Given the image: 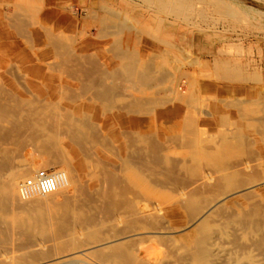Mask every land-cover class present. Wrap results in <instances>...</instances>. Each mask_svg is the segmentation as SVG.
Returning <instances> with one entry per match:
<instances>
[{
    "label": "rangeland",
    "instance_id": "1",
    "mask_svg": "<svg viewBox=\"0 0 264 264\" xmlns=\"http://www.w3.org/2000/svg\"><path fill=\"white\" fill-rule=\"evenodd\" d=\"M20 1L21 0H0V9L4 10L5 12L6 11H12V9L14 10V5L19 3ZM194 1L196 2L197 6H198V7H196V9L199 10V12L194 13V14H187V16L182 15V14H178V13H174V12H168V14L167 13L165 14L164 22L156 21L158 19L157 16L158 15L161 16L162 13L160 12V14H159L158 9L155 6H152L149 3H147L145 0H143V1L142 0H117V1L116 0H63L62 2H60V11L62 13L70 11L71 6L74 9V13L72 15L75 18H74V23L72 24V31H71V29L69 30V28H68V27H71V25H69V26L65 25L62 27H57L54 23H52L50 21H45V20H43V23H44V26L46 28L49 27L50 30H55V32H57L59 35H63L62 36V38L64 40L63 42L65 43L66 46H68V48L71 51H73L72 53L76 54L77 50L80 51V49H83L84 53L87 51L86 52L87 54H91L92 56L95 55V56H93V58L94 59L96 58L95 60L98 63H100L99 66H101V68H99V69L95 68V71H94V68L89 64L85 65V66H88L89 68L84 66L85 69H84V67H82V70H81L80 67L77 66L79 64H77L78 62L76 59L72 58V60H70V61H74V64L76 63V66H77L76 69L79 68L80 69L79 71L82 72L84 70L83 72H86V73L82 72L83 74L81 72H78L79 75L84 76L83 78H81V80L83 79L84 82L77 79V78H80L81 76L80 77L78 76L77 78H76V76H74V75H78L77 74L78 70L74 69L75 66L73 65V63L68 61L69 63L67 62L66 64L71 65V63H72L73 66L67 65L69 67H66L65 63L64 64L61 63V62H63L62 58L60 57L61 55L57 54L55 52L54 53L53 52L48 53L46 51L44 56H43V62H42L43 65L46 66V67H44L45 69H43V72L41 74L34 72L33 68L30 66V63L27 62L26 55H28V54L30 55V54L36 52L35 49H37V51L44 52L45 51L44 49L46 47H45V45H38V44L36 45L30 39L27 40L26 38H28V37L26 35H24V37H23L22 36L23 34L20 33L17 29H15V27L13 28V26L12 27L8 26L9 28L7 27V29L5 31L6 32V34H5L6 39L4 40L3 43L2 42L0 43V44H4V46H3L4 49L0 52L1 56H2L1 58L3 60L2 63L0 64V73L2 74V76H4L3 78L5 80V83L4 82L3 83L5 86H7L6 89L13 90L14 88L18 87L17 88L18 91L26 92L28 94L32 90V92L30 93V94H32L31 96H33V95L36 96V95H39L40 91H42V90L45 91L44 88L45 87L47 88L52 82L55 83V85L57 83L56 86H59L58 88L60 90V92H59L60 94L58 93L54 97V99H55L59 95L54 100L56 102V104H55L56 107L57 106L62 107V108H68V107L73 108L74 107L77 110L82 109L84 111L87 109L88 111L87 110L86 111L88 112V114L90 113L89 116H92L93 118H95L96 121H103L104 119H106L105 121L107 122V127H109V128H107L108 130H110V129L116 130V128H115L116 127V120H113L112 117L118 111L125 110L128 108L127 106H129L132 102L131 100H133V93L134 94L137 93L136 92L137 90H134V89H136L137 86L144 88L145 85L142 86L141 84H138V83L135 85L132 82L128 81V79L125 78V76L121 77L122 76L121 74L116 75V73H115L116 71L112 72L113 75H111V72L107 71L108 68L107 69L104 68L106 66V65H104V62L109 63V65L111 67V66H113V61L119 60L121 58L122 54L125 53V52L120 51L119 48H116V47H118L119 43H123V41H125V38H123V36L126 37V42H124L123 45H125L128 41L127 44L129 46H127V44H126V47L128 48V50L131 49L130 50L131 52H134V53L139 52L138 55L144 59H147L148 56H150L149 58L151 59L155 55H158L160 57L159 58L158 56H155L152 58V60L156 59L154 61L155 62L157 61V63L159 62L158 64H160L162 66L164 75L160 76L161 78L157 82H154V84L151 83L150 86H145L144 89H146V92L143 95V97H145V98L142 97V99H143L142 103H146V101L151 99L150 101H151L153 106L151 105V103H149V105H147V106L145 104V106L147 108H144L145 106L143 105L144 107L142 106L143 109L139 111V115L141 117H147L148 119H150L149 121L152 120V123L154 126H156V127L158 126L157 127L158 132L161 134L160 135L161 137L158 139L159 140L158 144L161 142L159 144V146L162 147V150L160 149L161 151H158V153L160 152L159 154H157V152H155V153L160 157V160L162 157L170 159L171 166H172V164L175 165V167L174 166L170 167L172 169V170L170 169L171 172H169L170 170L166 171V169L164 168V165L165 166L167 165L166 167H169L170 163L168 166L167 162L163 163V160L159 161L158 160L159 157H157V155L155 156L153 154L154 152L149 148V146L144 145L139 140L138 135L135 133L131 134V132H130V133H125L124 135L119 136V139H121V141H120L121 144L118 141V137H116V139H115V137L113 135H110L108 137L107 136L104 137V135H101L100 137H98L99 134H101V132L103 133V131L100 129H98V131H100V132H97L98 135H96V138L98 137V139L104 140L106 142L105 144L107 145V157H108L107 160H108V163L110 162L109 166L111 167L113 172L116 174V176L119 177V180L122 182L121 186L127 187V188H128V186H130L134 190L132 192L131 191L132 189L130 187L128 188V190H130L131 193H129L130 191L129 192L127 191V193H126V196L128 194L127 198H129L131 196H132L131 198L136 197L135 200H139V202L137 201L136 203H134V201H130V200H133L131 198H129L128 200L131 203L133 202L138 207V209L141 210V207H142V210L140 211V213L141 214L143 213V215L152 211V207L154 209V207L156 205H158L157 208L161 209L160 212L162 215H159L157 218L160 219L163 217L162 220H164V221H162L160 219V223L161 224L167 223L169 228L171 227L170 230H173V228H176L175 229L176 232L166 233L164 237L163 236L162 237L161 236L156 237V235H157L156 233H151V232L147 233L148 238H150V236H153L152 237L153 239L150 238L151 240L149 239V241H147L145 244H143V242L141 241L140 238H139L140 240H138V241H137L138 238L136 239L135 237H133L134 241H132L133 239L129 238V237L120 238L118 240V242H122V244L124 245L127 258H129V259L133 258L132 260H129V262H130L129 264H131V262H132V264H134V263L135 264H139V263L145 264L146 262H147L146 264H148V263L158 264L160 262V259H164V258L166 260L161 261L162 263H165V264L174 263L175 264V262H174L175 260L169 261L166 258V255H167L166 253L171 249V247L173 245L179 247L178 251L181 252L183 249L181 250L180 248L182 247L183 243L179 240L181 237L180 235H184L186 233H189L193 229V227H189L187 229L180 227V225L182 223H184L190 217V211L189 210H186V212H185L184 209H186V208H184V209L182 208V209H179L178 211H176V215L172 216V214H171V212L174 208L175 202L179 197V194L176 191H178L177 189H178V186H180V185L177 184V183H179L177 181H179V180H180V182H184L185 180L190 181L189 179H191V176H192L191 173L189 174V170L187 172V170L184 169L185 166L190 164L189 166L191 167V166L198 164L197 160H195L193 158L192 149L187 148L188 144L190 145V143L188 142L189 139L187 140L185 138V137L188 138V136H189L188 135L189 131L187 129H188V126L190 125L191 118H193V119L200 118L201 120L203 119V121H205V124H204L205 125L204 126L205 131H204V134H202V136H200V137H203V138H200V139H202V141L204 143L202 145H208V143H209L208 146H210V144H211V146L214 145V147L219 144L218 142L221 143V141H223V139L225 137L228 138V137H231L234 134L238 133L239 129L236 126V120L239 119V117L241 116V113H242V116L240 118H243V121L245 122L246 125L256 124L257 131L259 129L258 132L261 131L262 134H260L261 133L260 132L258 135L256 134V136H255V135L250 134L248 132H246V134H245V132H244V136L245 135H247V136H245L246 138H243L244 137L243 136L242 139H240L241 141L239 139H234L232 137L230 138L231 140L233 139L236 142L235 149H237V152L234 154V155L237 154L236 156L233 155V156L226 157V158L224 157V158L220 159L218 161V163H216L217 165L212 163V162H208V161H202L201 162V164L204 166L203 167L204 171L210 172V174L212 173L213 175L212 174L211 175L214 176V179H219L221 177V174H223L224 171L226 172V170H224V169H227L228 171L232 172V171H235L236 168L242 167L243 165H240V164H242L243 162L244 163L248 162L249 165L251 166L250 168L249 167L248 168H241L239 170V175L232 178L234 181L232 179H229V180H231L230 182H228V181H226V183L223 182L226 184V185L224 184V186H221L219 184V183H221V182H219L221 180H219V181L217 180L218 185L216 183V180H213V181H215V184L213 182H212V184H214V186H216V187H214L212 184H211L212 186H208L209 189L207 188L204 190V194H205L204 198L211 200L214 196L217 197L216 195H220V194L228 191L231 187L237 186L235 184H239L238 186H240V183L242 182L241 183L242 184L241 189L245 188L244 185H246V184L249 185V186L246 185V187H253V188H251L250 191L244 193L243 195H239V193H234V191L233 192H231V191L227 192V195H228V197L226 198L227 203H232L233 206H238L240 204V202H242V204H240V205H246L247 208L256 207V206L262 207L264 205L263 204L264 203V151L262 150L261 146L259 145V141H257V139L258 140L262 139L261 142H264V136H263L264 125L261 124L264 121V117H263L264 116V0H215V2L217 3V6L216 7L212 6L208 9L203 7V5L200 4L199 2H197L198 0H194ZM26 3L30 4V6H32L33 8H39L43 4V0H28V2H26ZM87 6L90 9H87L88 8ZM124 6L126 7L127 10L125 9ZM148 8H150V9H148ZM149 14L155 16L156 19L153 17L154 20H148L147 17ZM27 15L29 17H27ZM186 17H187V19H185ZM172 18H174V19H172ZM24 19L30 20V19H32V17L30 14H26ZM113 21L115 23H112ZM126 21H127V23H126ZM242 21H244V22H242ZM103 22H105V23H103ZM106 23L107 24L109 23V25H107V27L108 26L110 27V24H112V27H110V28L105 27ZM119 23H120V25H119ZM104 24H105V26H104ZM12 29H15V31L17 30L18 32L16 34L13 33L14 30H12ZM64 29H65V31H64ZM143 29L146 30L147 33H141V30H143ZM109 30H110V32H109ZM114 31H116V33H114ZM117 31H118V33H117ZM105 32H106V35L104 36ZM12 33H13V35H12ZM125 34H126V36H125ZM130 35H131V37H130ZM67 36H69V37L67 38ZM107 36H108V38H105ZM15 37H17L18 39ZM109 37H111V39ZM119 39H121V40H119ZM139 39L140 40L141 39L142 40H144V39L148 40L149 42L153 43L154 45L152 46V45L148 44V46H146V45H144L145 42H142V40L140 42ZM118 40L121 42H119ZM22 41H23V44H22ZM71 41H73L74 44ZM24 42H25V44H24ZM129 42H131V44ZM26 43L28 44V46ZM132 43H134V45H132ZM25 46H26V48H25ZM99 46H101V47H99ZM110 46L112 47V49ZM114 46H115V48H114ZM27 47H30V50H28ZM99 48H102V49H100V51H99ZM145 48H146V51H145ZM157 48L159 50L162 48V51L156 50ZM33 49H34V51H33ZM106 49H108V50H106ZM196 49H197V51H196ZM31 51H32V53H30ZM143 51H145L146 53ZM154 52H155V54H154ZM160 52H163L162 54H164V55H162ZM51 53H53V54H51ZM50 54H51V56H50ZM112 54H115V55H113L114 57L112 56ZM52 55H54V56H52ZM46 57H47V59H46ZM48 57H51V58L48 59ZM97 58H99V59L97 60ZM110 58L113 59V61H110L111 60ZM215 60H216V62H215ZM226 60L230 61V63L238 64L237 66H235L236 67V71L234 73L235 77H233L232 79H229V80L219 78L218 74L216 73L217 68H215V66L217 67L218 62L226 61ZM13 64H14V66H13ZM5 65H6V67L4 68ZM19 65H21V66H19ZM53 65L54 66L57 65V66L54 68ZM90 66H91V69H90ZM72 67H74V68H72ZM71 69H74L76 71L73 73L72 71H70ZM103 69L104 70L106 69L105 71H107V73ZM4 70H6L5 72L7 74L4 72ZM86 70H88V71H86ZM100 70L103 71L104 74ZM166 70H167V72H169L166 75H168V77L170 79L169 78L167 79V76L165 75ZM52 71L56 72V73H53ZM98 71H99V73H101L100 74L101 76L98 75L99 74ZM94 72H96V73L94 74ZM11 73L14 75V77ZM72 74H74V75H72ZM84 74H86V77ZM115 76L118 79H116ZM17 77L20 79L19 81H18ZM46 77H48V78H46ZM92 77L93 78L96 77L95 81ZM101 77H102V79H101ZM103 77H105V78L103 79ZM113 77L115 78V80L113 79ZM16 78H17V80H16ZM84 78H85V80H87V79L89 81L91 80L92 89L90 86H88V87H90V89L92 91L95 90V92H91L90 89L85 90L83 87H81L82 85L83 86L90 85V82L89 81L85 82ZM121 78L127 80V81H123L120 83V85L126 89H124V88L120 89L122 87L119 85V81L123 80V79L121 80ZM165 78H166V80H165ZM96 79L97 80L99 79L101 81L98 80L99 81V82L97 81L98 86L94 88L93 85H97ZM107 79H109L112 82H110ZM64 80H66V81H64ZM104 80H107V82L106 81L104 82ZM113 80L115 82L118 80V82L115 83ZM39 81L41 84L39 83ZM108 81L110 83H108ZM101 82H104V83L99 84ZM83 83H85V84H83ZM105 83L108 84V89H110V87H111L110 90L107 89V85H105ZM178 83H179V85H178ZM23 84L28 89L24 88ZM65 84H67L68 86H70V84L71 85L74 84V85L70 86V90H72V88H73L74 91L72 90L73 92L71 91L70 95L68 94L69 97L71 96V99H69V98L64 99L63 96L68 97L66 94H63L61 96L62 89H63L62 87ZM117 84H118V88H119L118 90L119 91L117 90V87H115V86H117ZM9 85H11V86H9ZM67 85H65V87ZM76 85H77V87H76ZM78 85H80V87ZM101 85H104L106 87V89H102ZM19 86H21V89ZM112 86H114L115 89H113ZM151 86H153L152 90H151ZM174 86H177V88L179 89V95L178 96L175 94V92L173 90ZM22 87L24 89H22ZM9 90H7V91H9ZM82 90H84V91H82ZM113 90H115V91H113ZM156 90L157 91L159 90L158 91L159 93L158 92L155 93ZM99 91H101V92H99ZM102 91H105L104 93H106L108 97H106V95L104 93H103V95L106 98L103 97V95H101ZM75 92L79 93V95L77 94L78 96H76ZM117 92H118V94H117ZM98 93H100V94H98ZM110 93H111V95H110ZM121 93H123L124 95ZM126 93L127 94L130 93V94L126 95ZM151 93H152V96H150ZM153 93H154V95H153ZM157 93L159 95H157ZM81 94H83V95H81ZM148 94H149V96H148ZM93 95H95V97L97 96L96 97L97 99H95V97ZM136 95H139V94L137 93ZM161 95H163V96H161ZM165 95H166V97H165ZM73 96L78 97L79 99L78 98H72ZM81 96H83V97H81ZM98 96H99V98H101V96L103 98H101V100H100L98 98ZM196 96L198 98H196ZM151 97H153V99ZM155 97H157V98H155ZM159 97H161L163 99L169 98L171 100L170 101L168 100V103H166L167 100L165 101V99L164 100L163 99L157 100ZM175 97H176V99H175ZM224 99H225V101H224ZM247 99L249 100L250 103L248 102ZM79 100H80V103L84 102L86 104L85 105H83L82 103H81L82 105L79 104V102H78ZM88 100L91 103H94V105L97 106V109L99 107H100V109H98V110L96 109V111L90 110L91 111L90 112L89 111L90 108L87 105V103H90ZM172 100H175V101H173L175 104L172 102ZM150 101H148V102H150ZM222 101H224V103H222ZM229 101L230 102H232V101L241 102L242 103L241 105H244V106L246 105V108L249 107V109H250V107H251L252 111L247 112V113L240 111L241 113H239L236 110L235 111L231 110V108L229 109V107L226 105L227 103H230ZM148 102H147V104H148ZM219 102H220V104H219ZM121 103H124V104H121ZM71 104H73V107ZM76 104H78L77 105L78 107L76 106ZM217 104L220 106L219 110L216 109ZM86 105H87V107H85L86 109H83L84 107H82V106H86ZM168 105L169 106L171 105V106L169 107ZM253 105H255V106H253ZM162 106H164V108H162ZM244 106H241V107H244ZM157 107H158V109H157ZM171 107H173V108L179 107L182 110L180 109L178 112L172 111L173 108H171ZM120 108H122V109H120ZM159 109H162V111H166V109H167V111L169 113H165L162 116L160 114L158 115L157 110H159ZM186 109L188 110V112L186 111ZM255 109H256V112L253 113L255 111ZM261 109L263 110V113H262ZM107 110H109V113H107L108 112ZM184 110L188 114L186 112H184ZM224 110H226V111H224ZM227 110H228V112H227ZM191 111H193V112L190 113ZM223 111H224V113H222ZM231 111H233V113ZM168 114H169V116H168ZM218 114H221V115H218ZM157 115H158V117H157ZM236 116H238V117H236ZM156 119H157V121H156ZM187 120H189V121H187ZM185 122H187L186 124L188 126H186V124H184ZM107 129L105 132H108ZM180 129H181V131H180ZM233 129L234 130L236 129V133ZM232 130H233V132H232ZM162 133L164 134V136ZM227 133H228V135H227ZM27 134L29 135V132H27V131H26V133L24 132V134H21L22 136H20L21 138H19V139H17V138L14 139L13 136H9L6 139L4 138L3 140H5V142L8 141L9 145L7 142L6 143L2 142V140H1L2 143H0V149L1 150H4V149H6V150L9 149L8 151L11 150L10 152H12L11 153L12 154V161L14 160L13 163L11 162V166L12 167L15 166L16 169L19 171H21V169L24 170V168H26V166L28 165V162L29 163L35 162L34 164H36L37 166L40 167L39 161H40V163H42V160H43L42 155H45V153H46L45 150L41 149V147L38 145L37 141H33L32 139H29L30 136L26 137ZM176 134L179 136H178V139H176L177 141H174L175 138H172V137H176L177 136ZM129 135L133 138L130 139L131 137H129ZM183 135H184V137H183ZM23 136H25V139ZM59 136L64 140V142L69 140L66 133H64V132H62V133L60 132ZM124 136L125 137L127 136V137L125 138ZM11 137H12L11 140L14 142L13 144H12V142H10V140H8V138L10 139ZM180 137L181 138L183 137L185 140L179 142L181 139ZM13 139L14 140L17 139L20 142L25 140L22 142L24 145H22V143H20L18 141H14ZM21 139H22V141H21ZM168 139L170 142L168 141ZM171 139H173V140L171 141ZM184 141H186L187 143L186 142L183 143ZM244 141H246L247 143L246 142L244 143ZM113 142L116 143V144H114V146L112 145ZM129 142L131 145L129 144ZM163 142H165V143H163ZM173 142L179 143V146H178V144H176V143L174 144ZM162 143H163L164 148L166 147L165 149H163V146H161ZM238 143H241L242 145L239 147L237 145ZM1 144H3V145H1ZM15 144H17V146ZM27 144H29V145L27 146ZM132 144H134V145H132ZM183 144H186L187 146L183 145ZM21 145L22 146L26 145V146L21 147ZM34 145H35V149H34ZM191 145L193 146V144H191ZM134 146H136V148ZM140 146H141V149H139ZM192 146H191V148H192ZM208 146H206V147L203 146V147L210 149L211 147L209 148ZM145 147H146V150H145ZM214 147H212V149H214ZM113 148L116 150H114ZM68 149H70V148L68 147ZM149 149L151 150L150 153H148ZM193 149H194V146H193ZM239 149H241V150L239 151ZM43 151H45V152H43ZM115 152H116V154H115ZM243 152H245V153H243ZM137 154H139L140 156L139 155L136 156ZM129 155H131V157H132V155H134L136 157L133 156L131 158ZM41 157H42V159H40ZM109 157H110V159H109ZM142 157H144V159L147 160V162H146L143 159L144 161L141 162L142 164H144V168H140L141 166L143 167V165L140 164V161H142ZM149 157H151V158H149ZM172 157H174V158H172ZM153 158H155V160L157 158V160H156L157 162ZM134 159L138 160L139 162L135 161L136 164L133 163ZM149 160L151 161V163L153 162L152 166L147 165V164H150ZM180 160H182V161H180ZM128 163L133 167V169L135 171H137L142 176V178L144 180H146L152 186V188L154 189V194H150L146 190L145 187L132 184V182L129 179V171L126 169V166ZM154 163L156 164L155 166H157L158 168L153 166ZM158 163H160V164L163 163V165L160 166V164H158ZM178 163L181 167H184L181 171H180L181 167L178 165ZM145 165H147V170H145L146 169ZM238 165L240 167H238ZM150 166H151L152 171L150 169ZM222 166L224 168L223 169L224 171L221 170L223 173H221V171H220ZM39 167H37V168H39ZM148 167H149V169H148ZM217 167H218V169L220 167L221 168L218 170ZM115 168L117 169V171L115 170ZM46 169H51L54 171H59L61 173H65V176L67 179V173H66L67 171H66L64 164L56 163V164H53L51 166H48ZM143 169H144V171H143ZM154 169L155 170L157 169V170L155 171ZM187 169H188V167H187ZM185 170H186V172H185ZM153 171L156 172V175L154 174ZM242 171H243V173L241 174L240 172H242ZM33 172H34V170H29L28 172H26V174L19 179V181H20L19 185L26 177H28ZM163 172H164V174H163ZM172 172H174V174ZM183 172H185L186 175ZM167 175H168V177H167ZM169 175L173 178L169 177ZM247 175H249L250 177ZM253 176L257 177L258 179L257 178L254 179ZM169 178H171V179H169ZM184 178H185V180H183ZM239 179H242V180H239ZM246 179H247V181H246ZM238 180H239V182H238ZM167 181H169V183ZM245 182H249V183H245ZM159 183H160V185H159ZM184 183H180V184H184ZM223 183H221V184L223 185ZM232 183H234V184H232ZM163 186H165V187H163ZM210 187H212V188H210ZM219 188H221V189H219ZM224 188L225 189L227 188L228 190L227 189L225 190ZM135 190H137V191H135ZM206 190H208V191H206ZM209 190L211 193L209 192ZM62 193H57L54 196H52V197H54V198H52V200H57V201L64 200L63 198H65V196L69 194V191L68 192L65 191ZM211 194L214 196H212ZM62 195H64V197ZM134 195H135V197H133ZM137 195H138V197H137ZM202 196H203V194H202ZM244 196L246 197L245 199H244ZM234 200H235V202L237 201L236 203H238V205L234 204L235 203V202H233ZM26 201H28V199H26V200L22 199V203L26 204ZM257 201H259L260 204L257 203ZM248 203H250L251 207ZM145 206H148L149 208H146ZM11 209H13V208H8L7 213L4 215L6 217L4 219V221L3 220L0 221V226L2 225L4 227V230H5L4 234L0 233L1 234V236H0V264H22V260H39V261H35L34 264H38V263H40V264H55V263H59L62 261H66V262L70 261L73 264H119V263H117L118 260H116V259L104 261L102 258L103 253H106V252L111 253L112 252L111 250L114 248L113 246H115V248H116V244H115L116 243V237H121L122 235H125V234L128 235L129 233L131 234L132 232H134L133 229H135L136 227L137 228H140V227L143 228L145 226L146 227L150 226V225H148L150 223L149 220L144 219L143 216L141 217V215L137 216V215H132V214L129 215L126 212V210L123 207H121L120 209H116V211H115L116 213L114 212L116 215L117 210H118L119 213L117 216H113L114 213H112L113 218L110 217L111 218L110 219L107 216L104 217L103 214H101L102 217L100 215V218H102V219L99 218V221L97 222V224L92 225L91 227L90 226H81V227H83L82 228L83 230L81 229V227H78L73 233L70 232V233L65 234L64 236H62L58 239L54 238L53 236H50L49 238H51V240L49 238H47V240H46V238L43 235L37 236L34 240L32 238H30L33 240V242H31L32 240L29 239V241H28V239H27L28 234L26 231H23L21 228L19 229V227L13 228V226H9L10 227L9 228L7 226L9 223V219L7 218L8 215H10V213L15 211V210L10 211ZM121 211H122V214H120ZM186 213H188V215ZM24 215L25 214L22 213V216H24ZM228 216H229V213H228ZM114 217H116V218H114ZM119 217L122 220H120ZM117 218L119 221L117 220ZM105 219H107V220H105ZM142 219H144L145 222H144V220L142 221ZM131 220L138 221V222H134V223H137L138 226L134 224L135 225V227H134L133 222H131ZM146 220L149 223L146 222ZM165 220H167L168 222ZM114 221H115V224H114ZM129 222H130V224L132 223L130 226L133 225L131 228H129V226H128ZM3 223H5V224H3ZM139 225H141V226H139ZM6 226L8 229L6 228ZM1 227H0V230L2 232L3 227L2 228ZM84 227H85V229H84ZM11 228H12V230H11ZM142 228H141L142 231H144V230L149 231V230H146L147 228L146 229H144V228L142 229ZM78 229H81L82 231H80ZM131 229H132V232H131ZM10 230H11V232L13 231L12 234H11ZM139 230L140 229H138L137 231H139ZM16 231H18V232H16ZM6 232L8 233V236H7ZM9 232H10V234H9ZM15 233H17V234H15ZM113 233H114L115 237L113 236ZM2 234L8 237V238L6 237V239L4 241H3ZM10 235H13L12 239H11ZM5 236H4V238H5ZM9 236H10V238H9ZM93 236H95V237H93ZM74 237L76 240H79L80 243L82 242L81 247L75 248V246H72L71 241H72V238H74ZM168 237H170L172 239H169ZM43 238H45V239H43ZM37 239H39V240H37ZM103 239H104V241H103ZM130 239H132V240H130ZM164 239H166V240H164ZM173 239H174V242H173ZM6 240H8V241H6ZM13 240H15V241H13ZM25 240H26V242H25ZM2 241H3V243H1ZM27 241H28V243H27ZM139 241H140V243H138ZM161 241H163V242H161ZM169 241L172 242V244ZM42 242H44L43 245H42ZM58 242L66 243L65 249L60 253H57L54 251V247ZM130 242L131 243L133 242L135 245L133 243H132V246H130L131 244L128 245ZM21 243L24 246L26 245L27 248L24 246L22 247ZM164 243H166V244H164ZM167 243L168 244L170 243V244L168 245ZM137 244H139V245H137ZM18 246H20L22 248L19 247L20 248L19 249ZM110 246L112 247V249ZM128 246H130V247H128ZM169 246H171V247H169ZM174 246L172 248L176 249L175 251H177V248ZM114 250L115 249H113V251ZM36 251L37 252L39 251L38 254L39 253L43 254L45 252V253L49 254L48 255L49 257H45L43 255L42 258H40V257H34L33 258L32 256L37 254ZM77 251H79L80 253L83 251L82 252L83 255ZM146 251H148L147 254H146ZM258 252H254V253L257 255ZM78 254H80V255H78ZM100 254L102 256H100ZM163 255H165V256H163ZM133 256H135L136 258ZM138 257H139V259L144 260V261H142L143 263H141V260L140 261L136 260V259H138ZM258 257L262 258V256L260 257V253L258 254ZM157 258H158V260H157ZM46 260H55V261H52V262L49 261L48 262ZM145 260H146V262H145ZM44 261H46V262H44ZM263 261H262V263H263ZM41 262H43V263H41ZM177 262L178 261H176V263ZM258 263H261V262L258 261L257 264Z\"/></svg>",
    "mask_w": 264,
    "mask_h": 264
},
{
    "label": "bare ground",
    "instance_id": "2",
    "mask_svg": "<svg viewBox=\"0 0 264 264\" xmlns=\"http://www.w3.org/2000/svg\"><path fill=\"white\" fill-rule=\"evenodd\" d=\"M62 1L63 0H43V4L39 8H33L32 6H30V4L26 3V2H28V0H21L19 3L14 5V10L12 9V11H6L5 12L4 10L0 9V43L1 42L3 43L4 40L6 39V37H5L6 32L5 31H6L7 27L13 26V28L15 27V29H17L20 33L23 34V35L21 34L23 37H24V35H26L28 37V38L25 37L27 40L30 39L36 45L37 44L38 45H45L46 48L44 49L45 50L44 52L37 51V49H35L36 52L32 53V51H31L30 53H32V54L29 55L27 53L28 55H26L27 62L30 63V66L33 68V71L38 73V74H41L43 72V69H45L44 67H46L42 63L43 62V56H44L46 51L48 53L49 52H53V53L55 52L57 54H60L61 55L60 57L62 58V61H63V62H61L62 64H64V63L66 64L68 61L72 60V58L76 59L78 62L77 64H79L77 66H79L81 70H82V67H84L87 64L91 65L94 68V71H95V68H97V69L101 68V66H99L100 63H98L95 60L96 58L95 59L93 58V56H95V55L92 56L91 54H87L86 50H85L86 52L84 53L83 49H80V51L77 50L76 54L72 53L73 51H71L68 48V46H66L65 43L63 42L64 41L62 38L63 35H59L57 32H55V30H50L49 27L46 28L44 26L43 20L50 21V22L54 23L57 27H62L65 25H68V26L71 25V27H68V28H69V30L71 29V31H72V24L74 23V18H75L72 15L74 13V9L71 6L70 11L62 13L60 11V2H62ZM145 1L152 6H155L158 9L159 14H160V12L163 14V15L161 14V16H159V15L157 16L158 19L156 21H160V22H164L165 14L166 13L168 14V12H174V13H178V14H182V15H186V16H187V14H194V13L199 12V10L196 9V7H198V6L194 0H145ZM197 2L202 4L203 7L207 8V9L212 7V6H215V7L217 6V3L215 2V0H198ZM87 9H90V8L88 7ZM125 9H126V7H125ZM148 9H150V8H148ZM26 14H30L32 19L25 20L24 17ZM27 17H29V16L27 15ZM153 17L155 18V16L149 14L147 18H148V20H154ZM172 19H174V18H172ZM185 19H187V17ZM242 22H244V21H242ZM103 23H105V22H103ZM112 23H115V22L113 21ZM126 23H127V21H126ZM107 25H109V23L108 24L106 23V26L104 24L105 27H107ZM119 25H120V23H119ZM110 27H112V24H110ZM15 29H12V30H14L13 33L16 34L18 31L17 30L15 31ZM64 31H65V29H64ZM106 32L104 33V36L106 35ZM109 32H110V30H109ZM13 33H12V35H13ZM114 33H116V31H114ZM117 33H118V31H117ZM141 33H147V31L143 29V30H141ZM125 36H126V34H125ZM68 37L69 36H67V38ZM130 37H131V35H130ZM15 38H17V37H15ZM105 38H108V36ZM109 38L111 39V37H109ZM123 38H125V41H123V43H124V42H126V37L123 36ZM119 40H121V39H119ZM141 40H140V42H141ZM71 42L73 43V41H71ZM119 42H121V41H119ZM131 42H129V43L131 44ZM142 42H145L144 45H146V46H148V44H150L152 46L154 45L153 43H151L145 39L142 40ZM123 43H119L118 47H116V48H119L120 51L125 52L126 54L125 53L122 54V56L119 60L116 59L117 61H115V60L113 61V59L110 58L111 59L110 61H113V66H111V67H110L109 63L104 62V65H106L104 68H106V69L108 68L107 71L111 72V75H113L112 72L116 71L115 72L116 75L121 74L122 75L121 77L125 76V78H127L128 81L132 82L133 84L136 85L138 83V84H141L142 86H144V85L150 86L151 83L154 84V82H157L161 78L160 76L164 75L162 66L160 64H158L159 62L158 63H157V61L155 62L154 60H156V59L152 60L153 57L158 56V55L153 56L151 59L149 58L150 56H148V58H147L148 60L144 59L138 55L139 52L134 53V52L130 51L131 49L128 50V48L126 47V44L128 43V41L125 45H123ZM22 44H23V41H22ZM24 44H25V42H24ZM132 45H134V43H132ZM3 46H4V44H0V52L4 49ZM27 46H28V44H27ZM127 46H129V45L127 44ZM99 47H101V46H99ZM25 48H26V46H25ZM27 48H28V50H30V47H27ZM114 48H115V46H114ZM146 48H145V51H146ZM100 49H102V48H99V51H100ZM111 49H112V47H111ZM106 50H108V49H106ZM156 50H159V49L157 48ZM160 50L162 51V48ZM33 51H34V49H33ZM145 51H143V52H145ZM196 51H197V49H196ZM53 53H51V54H53ZM160 53L162 54L163 52H160ZM51 54H50V56H51ZM154 54H155V52H154ZM113 55H115V54H112V56ZM162 55H164V54H162ZM52 56H54V55H52ZM1 57L2 56L0 53V64L3 61ZM49 58H51V57H48V59ZM46 59H47V57H46ZM98 59L99 58H97V60ZM70 62H72L73 65L75 66V68L74 67H72V68L76 69L77 68L76 63L74 64V61H70ZM215 62H216V60H215ZM72 63H71V65H72ZM67 65H69V64H66L65 66L66 67L71 66V65H69V66H67ZM237 65L238 64L230 63V61H227V60L226 61H220L217 63V67L215 66V68H217L216 73L218 74L219 78H221V79H225V80L232 79L233 77H235V74H234L236 71L235 66H237ZM13 66H14V64H13ZM19 66H21V65H19ZM56 66H54V68ZM91 66H90V69H91ZM5 67H6V65L4 66V68ZM85 67H88V66H85ZM85 67H84V69H85ZM74 69H71L70 71H72L74 73L76 70H78L77 74H78V72H81V71H79L80 70L79 68L76 70H74ZM88 70H86V71H88ZM5 71L6 70H4V72ZM107 71H105V72L107 73ZM101 72L104 74L103 71H101ZM165 72H166L165 75L169 73V72H167V70ZM53 73H56V72H53ZM83 73H86V72H83ZM95 73L96 72H94V74ZM98 73H99V71H98ZM100 74L101 73H99L98 75H100ZM72 75H74V74H72ZM84 75L86 77V74H84ZM74 76H76V78H77L78 76L80 77L81 75L78 74V75H74ZM166 76L168 79L169 78L168 75H166ZM3 77L4 76H2V74L0 73V143L5 142V140H3V139L4 138L6 139L9 136H13L14 139L15 138L19 139V138H21L20 136H22L21 134H24V132L26 133V131H27V132H29V135L27 134L26 137L30 136L29 139H32L33 141H37L38 145L41 147V149L45 150L46 153H45V155L41 154L43 156V160H42V163H40V161H39L40 167L37 166L36 164H34L35 162L34 163L28 162V165L26 166V168H24V170L21 169V171H19L16 169V167L14 165H13L14 167L11 166V162L13 163V161H14V160L12 161V154H11L12 152H10L11 150L8 151L9 149L8 150H6V149L1 150L0 149V153H1L0 154V221H2V220L4 221V219L6 218L4 215L7 213L8 208H13L10 211H12V210H15V211H13L12 213L9 212L10 215H8L7 218L9 219L10 224L8 223L7 226L8 227L13 226V228L19 227V229L21 228L23 231H26L28 234V237H29L28 238L26 236L28 241L30 238H32L34 240L37 236H42V235L46 238V240L50 236H53L54 238L58 239V238L64 236L65 234H68L70 232L73 233L78 227H81V226H90L91 227L92 225H96L97 222L99 221L101 214H103L104 217L107 216L108 218H110V217L113 218V216H117L119 213L117 210V214L115 215L116 209H120L121 207H123L129 215L130 214L137 215V216L141 215V217L143 216L144 219L149 220V222L151 224L146 220V222H148L149 223L148 225H150V226L149 227L145 226L143 228L144 229L147 228L146 230H149V231H145V230L142 231L141 230L142 227H140V228L136 227L135 229H133L135 227V225H137V223H134V222H138V221L131 220V222H133V225L135 224L134 227L132 228L134 232H132V229H131V232H132L131 234L129 233L128 235L125 234V235H122L121 237H116V243H115L116 248H115V246H113L114 247L113 249H115V250L113 251L112 247L110 246L112 249L111 250L112 252L110 251L111 253H107V252L103 253V256L100 254V256H102L104 261L116 259V260H118L117 263H119V264H129L130 263L129 260L133 259V258L132 259L127 258L124 245L122 244V242H118V240L120 238L129 237V238L133 239V237H135L136 239L138 238L137 241L141 239L143 244H145L147 241H149L150 238L153 239L152 238L153 236H150V238H148L147 233H150V232L156 233L157 234L156 237L157 236L158 237L159 236L164 237L166 233L176 232V230H175L176 228H173V230H170L171 227L169 228L167 223H166L167 225L165 223H163L164 225L160 223V219L162 220L163 217L161 216L162 218H160V219L157 218L159 215H162L160 212L161 209L157 208L158 205H156V206L154 205L155 207H154V209L152 207V211L143 215V213L142 214L140 213V211L142 210V207L140 210L134 204L137 201L139 202V200H135L136 199L135 195L133 196L135 198H131L132 196L129 197V198L133 199L130 201H134V203L133 202L131 203L128 200L129 199V198H127L128 194L126 196V193H127V191L128 192L130 191V190H128V188L130 186H128V188L121 186L122 182L119 180V177L116 176V174L113 172V170L109 166L110 162L108 163V160H107L108 157H107V145L105 144L106 142L104 140L98 139V137H100L101 135H104V137H106V136L108 137L110 135H113L115 137V139H116V137H118V141L120 142L121 139H119V136L124 135L125 133L131 132V134L132 133L137 134L139 137V140L144 145L149 146V148L154 152V153L153 152L152 153L155 156L160 153V152L158 153V151H161L162 147L159 146V144L161 142L158 144V141H159L158 139L161 137L160 136L161 134L158 132V129H157L158 126L157 127L154 126L152 123V120L149 121L150 119H148L147 117H141L139 115V111L143 109L145 104L147 106V105H149V103H151L150 98H149L150 100L147 99L150 102L146 101V103H142L143 102L142 97L146 92V89H144L145 86H144V88L137 86L138 88L136 87V89H134V90H137L136 92L139 95H136L137 93H135V94L133 93V100H131L132 101L131 104L129 106H127L128 108L125 110H120L117 113L115 112L116 114L112 117V119L116 120V127H115L116 130H114V129L108 130L107 128H109V127H107V122L105 121L106 119H104L103 121H96L95 118H93L92 116H89L90 113L88 114V112H87L88 110L85 108V107H87V105L90 108V109L88 108L89 111L90 110L96 111V109H97V106H95L94 103H91L89 100L88 101L90 103H87L86 106H82V107H84L83 109H86L87 111L86 110L84 111L82 109L77 110L73 107V104H71V105L74 109L69 108V107L68 108H62L59 106L56 107L55 106L56 102L54 100L59 95L55 99H54V97L56 96V94H58L60 92V90L58 88L59 86H56L57 83L55 85V83H53L51 81L52 83L47 88L45 87L46 89L44 88L45 91L42 90V91H40L39 95L31 96L32 94H30V93L32 92V90L28 94L26 92L18 91V89H17L18 87L14 88L13 90L6 89L7 86L4 85L5 80ZM13 77H14V75H13ZM83 77L84 76L82 75L80 78H77V79L81 80V78H83ZM17 78H16V80H17ZM46 78H48V77H46ZM95 78H93L94 81H95ZM104 78L105 77H103V79ZM101 79H102V77H101ZM113 79L115 80L114 77H113ZM116 79H118V78L116 77ZM122 79L123 78H121V80ZM19 80L20 79L18 78V81ZM84 80H85V78H84ZM98 80L96 79L97 85H93L94 88L98 86V83H97ZM107 80H109V79H107ZM107 80H104V82L105 81L107 82ZM165 80H166V78H165ZM64 81H66V80H64ZM81 81L84 82L83 79ZM86 81H89V80L87 79V80H85V82ZM99 81H101V80H99ZM109 81H108V83L112 82V81H110V82ZM123 81H127V80L123 79L122 81H119V85ZM89 82H90V85H87V86H83L80 83L82 85L81 87H83L85 90L90 89L92 82H91V80ZM104 82H101L99 84H102ZM116 82H118V80ZM39 83H40V81H39ZM83 84H85V83H83ZM65 85H67V84H65ZM65 85H63V87H62L63 89H62L61 96L63 94H66L68 96V94L70 95V92L73 90L72 87H71L72 90H70V86H72L74 84H72V85L70 84V86L67 85L69 88L67 86L65 87ZM105 85H107V89H108V84L105 83ZM178 85H179V83H178ZM9 86H11V85H9ZM78 86L80 87V85H78ZM88 86H90V87H88ZM19 87L21 89V86H19ZM23 87L27 88L24 86V84H23ZM23 87H22V89H24ZM76 87H77V85H76ZM115 87H117V90L119 89L118 84ZM121 87L122 88H120V89L124 88L123 86H121ZM152 87L153 86H151V90H152ZM101 88L106 89V87L104 85H101ZM112 88L115 89L114 86H112ZM91 89H92V87H91ZM110 89H111V87H110ZM110 89H108V90H110ZM124 89H126V88H124ZM7 90H9V91H7ZM173 90H174L175 94L178 96L179 95V89L177 88V86H174ZM82 91H84V90H82ZM113 91H115V90H113ZM158 91L156 90L155 93ZM91 92H95V90L94 91L91 90ZM99 92H101V91H99ZM104 92L105 91H102L101 95H103ZM123 93H121V94H123ZM158 93H157V95H159ZM75 94H76V96L79 95V93H76V92H75ZM98 94H100V93H98ZM104 94L106 95V97H108L106 93H104ZM117 94H118V92H117ZM129 94L126 93V95H129ZM81 95H83V94H81ZM110 95H111V93H110ZM153 95H154V93H153ZM163 95H161V96H163ZM74 96L72 98H78V97H74ZM93 96L95 97V95H93ZM148 96H149V94H148ZM150 96H152V93L150 94ZM63 97H64V99L65 98L71 99V96L70 97L69 96L68 97L63 96ZM81 97H83V96H81ZM96 97H95V99H97ZM103 97H105V96L103 95ZM103 97L101 96V98H103ZM165 97H166V95H165ZM98 98H99V96H98ZM101 98H99V99L101 100ZM143 98H145V97H143ZM151 98L153 99V97H151ZM155 98H157V97H155ZM159 98L157 100L163 99L161 97H159ZM196 98H198V97L196 96ZM175 99H176V97H175ZM168 100L170 101L171 99L166 98L165 99L166 103H168ZM173 101H175V100H172V102ZM224 101H225V99H224ZM224 101H222V103H224ZM78 102H79V104H81V103L83 105L86 104L84 102L80 103V100ZM147 102H148V104H147ZM248 102H249V100H248ZM121 104H124V103H121ZM219 104H220V102H219ZM241 104H242L241 102L232 101L230 103H227L226 105L229 107V109L231 108V110H234V111L236 110L239 113H241V112L247 113V112L252 111L251 107L249 109V107L246 108V105L244 106ZM77 105L78 104H76V106ZM151 105H152V103H151ZM146 106L144 108H147ZM241 106H244L245 108L241 107ZM253 106H255V105H253ZM162 108H164V106H162ZM171 108H173V107H171ZM98 109H100V107ZM120 109H122V108H120ZM157 109H158V107H157ZM180 109L181 108L176 107V108H173L172 111L178 112ZM216 109H218V110L220 109V106L218 104L216 105ZM107 111H108L107 113H109V110H107ZM186 111L188 112L187 109H186ZM186 111L184 110V112H186ZM224 111H226V110H224ZM224 111L222 113H224ZM261 111L263 113L262 109H261ZM157 112H158V115L160 114L161 116L164 115L165 113H169L167 111V109H166V111H162V109H159V110H157ZM192 112L193 111H191L190 113H192ZM227 112H228V110H227ZM231 112L233 113V111H231ZM255 112H256V109L253 113H255ZM158 115H157V117H158ZM218 115H221V114H218ZM168 116H169V114H168ZM238 116H236V117H238ZM241 116H242V113H241ZM240 117H239V119L236 120V126L238 127L239 131H238V133H236V129L235 130L233 129L236 134L233 135L234 137L231 136L232 138L240 140L244 136V132H245V134H246V132H248V133L253 134L255 136H256V134L258 135L261 132V131L258 132L259 129L257 131L256 124L246 125L245 122L243 121V118H240ZM156 121H157V119H156ZM187 121H189V120H187ZM186 123L187 122H185L184 124H186ZM263 123H264V121H263ZM263 123H261V124L264 125ZM204 124H205V121H203V119L201 120L200 118H197V119L191 118L190 125L188 126L186 124V126H188V129L187 128L186 129L189 131L188 132L189 136H188V138L187 137H185V138L187 140L188 139L190 140V141L188 140L190 145L189 144H188V146L186 144H183V145H186L187 148L192 149L193 158L195 160H197L198 164L196 163L197 165H194L191 167L189 166L190 165L189 164V165L185 166V168H184V167H181L178 163V165L181 167L180 171L183 168L186 169L187 172L189 170V174L191 173L192 176H191V179H189L190 181L185 180V178H184L183 180H185L184 181L185 183L180 182V180L177 181L179 183H177L175 181L177 184L180 185V186H178V189H177L178 191H176V192H178L179 197L176 200L174 208L171 212V214L173 216V215H176V211H178L179 209L186 208V209H184L185 212H186V210H189L190 211V217L188 216L189 218L184 223H182L180 225V227L185 228V229H187L189 227H193V229L189 233H186L184 235H180L181 237L179 240L183 243L182 247L180 248L181 250L183 249L181 251L182 253L178 251L179 247L173 245L174 247L177 248V251H178L177 252V251H175L176 249L172 248L173 246L171 245L172 247L169 246V247H171V249L169 251L167 250L168 252L166 253L167 254L166 258L169 261L175 260L174 261L175 264H257L258 261L262 263V261L264 260V205H263L264 203L263 204L261 203L263 205L262 207L259 205H258L259 207H257V206L251 207L250 203H248L251 208H247L246 205H240V204H242V202H240V204L238 205V203H236L237 201L235 202V200H234L233 201V202H235L234 204H237L238 206H233L232 203H227V201H226V198L228 197L227 192H230V191L233 192L234 191V193H239V195H243L244 193L250 191L251 188H253V187H246V185H248V184L244 185L245 183H249V182H245L243 184L245 186V188H243V189H241L242 188V186H241L242 182L240 181L241 182L240 186H238L239 184H235L237 186L231 187L229 190L226 188L228 191H226L220 195H216L217 197H215L214 195L211 194L212 196L215 197V198L213 197L211 200L204 198V195H205L204 190L207 188L209 189L208 186H212V185L214 186L215 181H213V180H216L217 185H218L217 180L218 181L221 180V181H219L221 183H223V182L226 183V181L230 182L231 180H229V179H232L235 176L239 175V170L241 168H248V167L250 168L251 167L248 162H245V163L243 162L242 164H240V165H243L242 167H240L239 165H238V167H240V168L235 169L233 167L235 169V171L230 172L227 169H224L222 166V168L220 167L221 169L219 168L220 171L226 170V172L224 171V173H223L221 171V173H223V174L220 173L221 177L220 178L218 177L219 179H214V176H212L213 175L212 173H211L212 174L211 175L210 172L204 171V169H203L204 166L201 164L202 161H208V162H212V163L216 164V163H218V161L220 159H222L224 157L226 158V157L233 156L237 152V149H235L236 142L233 139L231 140L230 139L231 137H228V138L225 137L223 139V141H221V143L218 142L219 144L215 146L216 148L214 147V145L211 146V144H210V146H208L209 143L207 141L206 142L208 143V145H202L204 143H203L202 139H200V138H203V137H200V136H202V134H204V131H205L204 130V126H205ZM98 129L102 130L103 133L101 132V134H99V136L96 138V135H98L97 132H100V131H98ZM106 129L108 132H105ZM233 130H232V132H233ZM180 131H181V129H180ZM60 132L66 133L69 140L64 142V140L59 136ZM260 134H262V132ZM130 135H129V137L132 136V135L131 136ZM227 135H228V133H227ZM163 136H164V134H163ZM178 136L179 135H177L176 137H172V138H175L174 141H177L176 139H178ZM245 136H247V135H245ZM245 136L243 138H246ZM263 136H264V134H263ZM23 137L25 139V136H23ZM183 137H184V135H183ZM132 138L133 137H131L130 139H132ZM182 138L180 139L179 142L185 140L184 138L183 139ZM11 139H12V137L10 139L8 138V140H10V142H12V144H13L14 142ZM17 139L14 141H18ZM1 140H2V142H1ZM172 140L173 139H171V141ZM261 140L257 139V141H259V145L261 146L262 150L264 151V142H261ZM21 141H22V139H21ZM23 141H25V140H23ZM168 141H169V139H168ZM6 142L9 145V142L8 141H6ZM18 142H20V141H18ZM22 142H20V143H22ZM185 142L186 141H184L183 143H185ZM245 142L246 141H244V143ZM163 143H165V142H163ZM163 143L161 146H163ZM173 143L175 144L176 142H173ZM114 144H116V143L113 142L112 145L114 146ZM120 144H121V142H120ZM129 144H130V142H129ZM176 144H178V146H179V143H176ZM191 144H193L194 149H193V146ZM1 145H3V144H1ZM15 145L17 146V144H15ZM22 145H24V144L22 143ZM22 145H21V147L26 146V145L25 146H22ZM28 145L29 144H27V146ZM132 145H134V144H132ZM237 145L240 147L242 144L238 143ZM141 146L139 149H141ZM191 146H192V148H191ZM203 146H205V147L208 146L209 148L210 147L211 148L208 149V148H205ZM68 147L70 149H68ZM134 147L136 148V146H134ZM212 147H214V149H212ZM165 148L163 146V149H165ZM34 149H35V145H34ZM150 149L148 150L149 151L148 153H150V151H151ZM114 150H116V149H114ZM145 150H146V147H145ZM240 150L241 149H239V151ZM45 151H43V152H45ZM155 152H157V154ZM243 153H245V152H243ZM115 154H116V152H115ZM138 155L139 154H137L136 156H138ZM236 155H234V156H236ZM129 156L131 157V155H129ZM133 156L134 155H132V157ZM136 156H134V157H136ZM157 157H159V156L157 155ZM149 158H151V157H149ZM172 158H174V157H172ZM40 159H42V157ZM109 159H110V157H109ZM143 159H144V157H142V161H140V164L143 165V167L141 166L140 168H144V164L141 163L145 160V159L144 160ZM153 159L155 160V158H153ZM156 160H157V158H156ZM158 160L159 161L163 160V163L167 162L168 166H169V163H170L169 158L162 157L160 160V157H159ZM182 160H180V161H182ZM135 161H138V160L134 159L133 163L136 164ZM145 161L147 162V160H145ZM56 163L64 164L66 171H67L66 172L67 173L66 183L63 184L62 186H60L58 188V190H56L53 193H50L47 195H36V196L28 199L29 202L26 201V204L22 203L23 198L20 195V190H19V187H20L19 182L20 181H19V179L21 177H23L26 174V172H28L29 170L36 171L39 168L46 169L48 166H51V165L56 164ZM163 163H161V164L158 163V164H160V166H161V165H163ZM152 164H153V162L151 163V161H150V164H147V165L152 166ZM147 165H145L146 166L145 170H147ZM155 165L156 164L154 163L153 166H155ZM151 166H150V169H151ZM166 166L164 165V168L166 169V171L170 170L171 169L170 167H172V166L175 167V165H173V164L171 166V163H170L169 167H166ZM37 167H39V168H37ZM155 167H157V166H155ZM187 167H188V169H187ZM126 169L129 171V179L133 185L145 187L146 190L150 194H154V189L152 188V186L146 180H144L142 178V176L137 171H135L129 163L126 166ZM148 169H149V167H148ZM217 169H218V167H217ZM115 170L117 171L116 168H115ZM171 170L169 172H171ZM186 170H185V172H186ZM143 171H144V169H143ZM151 171H152V169H151ZM56 172H59V171H56ZM185 172H183V173H185ZM59 173H61V172H59ZM172 173L174 174V172H172ZM240 173L242 174L243 171ZM154 174L156 175V172H154ZM163 174H164V172H163ZM185 175H186V173H185ZM247 176H249V175H247ZM167 177H168V175H167ZM169 177H171V176L169 175ZM171 178H173V177H171ZM171 178H169V179H171ZM256 178L257 177H254V179H256ZM239 180H242V179H239ZM239 180H238V182H239ZM246 181H247V179H246ZM167 182L169 183V181H167ZM212 182L214 184H212ZM180 183H184V184H180ZM221 183H219V184L221 186H224L225 183H223V185ZM232 184H234V183H232ZM159 185H160V183H159ZM163 187H165V186H163ZM214 187H216V186H214ZM210 188H212V187H210ZM131 189H132L131 191L133 192L134 191L133 188H131ZM219 189H221V188H219ZM65 191L66 192L69 191V194L66 195L65 198H63L64 200H62V201L52 200V198H54L52 196H54L57 193H62ZM131 191L129 193H131ZM135 191H137V190H135ZM206 191H208V190H206ZM209 192H210V190H209ZM202 194H203V196H202ZM138 195H137V197H138ZM62 196L64 197V195H62ZM245 198L246 197L244 196V199ZM24 200H26V199H24ZM257 203H259V201H257ZM145 207L149 208L148 206H145ZM22 213L25 215L22 216ZM112 213H114V215ZM188 213H186V214L188 215ZM228 213H229V216H228ZM120 214H122V211L120 212ZM101 217H102V215H101ZM114 218H116V217H114ZM100 219H102V218H100ZM144 219H142V221ZM105 220H107V219H105ZM117 220H118V218H117ZM120 220H122V219L120 218ZM162 221H164V220H162ZM165 221H167V220H165ZM144 222H145V220H144ZM5 223H3V224H5ZM114 224H115V221H114ZM131 224L129 222V225H128L129 228H131L133 226V225L130 226ZM7 226H6V228H7ZM139 226H141V225H139ZM82 228L83 227H81V229ZM2 229H3V231L1 232V230H0V233L4 234L5 233L4 227ZM81 229H78V230L82 231L83 229L82 230ZM84 229H85V227H84ZM138 229H140V230L137 231ZM11 230H12V228H11ZM11 230H10V232H11ZM10 232H9V234H10ZM12 232H11V234H12ZM16 232H18V231H16ZM3 234H2V237H3V241H4L6 239V237L8 236V233H7V236H5ZM15 234H17V233H15ZM0 236H1V234H0ZM4 236H5V238H4ZM10 236L12 239L13 235H10ZM10 236H9V238H10ZM113 236H114V233H113ZM93 237H95V236H93ZM45 238H43V239H45ZM168 238L172 239L170 237H168ZM32 239H30V240H32ZM49 239L51 240V238H49ZM132 239H130V240H132ZM33 240L31 242H33ZM37 240H39V239H37ZM164 240H166V239H164ZM3 241L1 243H3ZM6 241H8V240H6ZM13 241H15V240H13ZM28 241H27V243H28ZM103 241H104V239H103ZM132 241H134V239ZM25 242H26V240H25ZM161 242H163V241H161ZM173 242H174V239H173ZM43 243L44 242H42V245H43ZM81 243L79 242V240H76L75 237L72 238L71 244H72V246H75V248L81 247V245H82ZM132 243L130 242L128 245L131 244L130 246H132ZM138 243H140V241ZM170 243L172 244V242H170ZM164 244H166V243H164ZM137 245H139V244H137ZM23 246L24 245L22 244V247ZM130 246H128V247H130ZM19 247L20 246H18V248ZM22 247H20V248H22ZM24 247L27 248L26 245ZM65 247H66V243L58 242L54 247V251L57 253H60L65 249ZM253 251L258 252V254L260 253V257L262 256V258H259L258 254L256 255ZM38 252H37V254L33 255L32 257L33 258L34 257L42 258L43 255L45 257H49L48 256L49 254H47L45 252H44L45 254L43 252H42L43 254H41V253L38 254ZM77 252H79V251H77ZM82 252L81 253L79 252V253L82 254ZM147 252L148 251H146V254H147ZM80 254H78V255H80ZM163 256H165V255H163ZM133 257H135V256H133ZM136 260L140 261L141 259H139V257H138V259H136ZM157 260H158V258H157ZM163 260H166V259L165 258L160 259V262ZM35 261H39V260H22V264H34ZM46 261L52 262L55 260H46ZM46 261H44V262H46ZM142 261H144V260H141V263H143ZM176 261H178V262L176 263ZM145 262H146V260H145ZM160 262L158 264H165V263H162V262L160 263ZM41 263H43V262H41ZM261 263H258V264H261ZM263 263H264V261H263ZM38 264H40V263H38ZM55 264H73V263H71L70 261L69 262L68 261L67 262L62 261V262L55 263ZM131 264H132V262H131ZM148 264H150V263H148ZM172 264H174V263H172Z\"/></svg>",
    "mask_w": 264,
    "mask_h": 264
},
{
    "label": "built area",
    "instance_id": "3",
    "mask_svg": "<svg viewBox=\"0 0 264 264\" xmlns=\"http://www.w3.org/2000/svg\"><path fill=\"white\" fill-rule=\"evenodd\" d=\"M65 183V173L40 168L20 183V195L23 199H30L36 195H47L55 192Z\"/></svg>",
    "mask_w": 264,
    "mask_h": 264
}]
</instances>
